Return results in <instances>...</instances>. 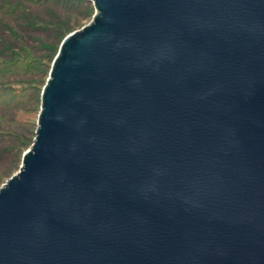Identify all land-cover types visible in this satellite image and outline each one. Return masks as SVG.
Instances as JSON below:
<instances>
[{
	"label": "water",
	"instance_id": "1",
	"mask_svg": "<svg viewBox=\"0 0 264 264\" xmlns=\"http://www.w3.org/2000/svg\"><path fill=\"white\" fill-rule=\"evenodd\" d=\"M0 187V264H264V0H87Z\"/></svg>",
	"mask_w": 264,
	"mask_h": 264
},
{
	"label": "rangeland",
	"instance_id": "2",
	"mask_svg": "<svg viewBox=\"0 0 264 264\" xmlns=\"http://www.w3.org/2000/svg\"><path fill=\"white\" fill-rule=\"evenodd\" d=\"M95 12L87 0H0V187L34 142L42 91L62 41Z\"/></svg>",
	"mask_w": 264,
	"mask_h": 264
}]
</instances>
